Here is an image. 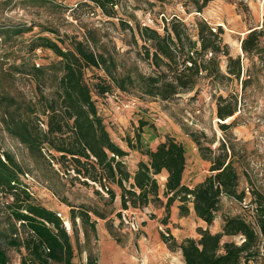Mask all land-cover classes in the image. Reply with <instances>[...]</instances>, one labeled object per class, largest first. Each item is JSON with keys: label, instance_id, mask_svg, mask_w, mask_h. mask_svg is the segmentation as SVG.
Instances as JSON below:
<instances>
[{"label": "rangeland", "instance_id": "1", "mask_svg": "<svg viewBox=\"0 0 264 264\" xmlns=\"http://www.w3.org/2000/svg\"><path fill=\"white\" fill-rule=\"evenodd\" d=\"M30 1L0 0V95L20 97L25 101L34 99L37 92L34 78L16 71L10 76L8 69L22 63L46 66L56 62L59 59L50 49L33 48L34 45L46 40L57 43L58 37L66 43L70 38L83 40L88 31L99 45L103 44L98 50L111 54L120 67L124 66L123 72L145 77L155 75L157 69L144 58V43L136 26L148 27L164 35V24L171 19L184 25L193 41L197 39L196 23H207L221 38V46H227L229 56L240 57L242 64L239 79L212 84L209 79L202 78L193 91L177 94L167 101L134 89L128 93L112 89L104 96L93 94L110 138L127 153L121 161L131 175L139 161H146V157L135 150L137 138H140L142 150L154 149L166 138L180 143L186 159L182 182L190 188L211 174L208 159L220 153V145L229 155L231 149L234 150L233 166L238 174V190L244 191V199L238 202L223 197L209 226L195 216L191 203L187 204L188 213L180 214L177 200L170 206L166 218V198L162 195L164 174L155 177L160 186L159 201L123 210L121 190L114 184H108L115 192L111 201L99 185L84 183L83 179L74 178L72 171L66 172L55 161L49 162L46 150L42 149V154L48 164L32 160L23 145L0 129V149L12 155L21 167L24 174H18L20 185L31 195V202L54 212L63 222L73 248L71 264H86L88 259L91 264H184L177 245L186 238L197 240L198 228L217 233L225 217L250 218V211L255 208L253 194L264 195V61L244 57L241 41L250 29H264V0H212L201 12L196 11L192 0H119L114 6L113 17L104 15L91 2L83 4L82 0ZM20 26L30 30L20 35L10 32ZM261 46L259 57L264 58V35ZM218 61L221 71L225 72L226 57L218 54ZM97 76L103 73L86 70L85 81L90 87L97 82ZM248 76L250 80L244 86L243 81ZM218 95L228 98L232 104L236 101V112L226 122L216 116ZM220 124L228 127L221 130ZM39 127L44 129L40 122ZM202 154L209 158L203 159ZM125 186L128 188V184ZM12 204L11 195L0 188V228L3 230L11 220L9 208ZM72 210L89 211V222L95 231L92 232L88 224H82L79 218L72 222ZM163 220H167L166 225ZM14 224L23 236L20 223ZM161 235H170L173 240L165 243ZM227 242L239 245L242 239L223 236L221 243ZM6 254L7 264H21L22 257L26 256L23 248L20 251L7 248ZM249 264H260V261Z\"/></svg>", "mask_w": 264, "mask_h": 264}, {"label": "trees", "instance_id": "2", "mask_svg": "<svg viewBox=\"0 0 264 264\" xmlns=\"http://www.w3.org/2000/svg\"><path fill=\"white\" fill-rule=\"evenodd\" d=\"M118 1L82 0L83 4L93 3L107 17H113ZM192 1L196 11L201 12L212 0ZM196 28L197 39L193 41L186 34L184 25L176 19L164 24V35L148 27L136 26L137 34L144 43V58L157 69L155 75L148 77L123 72L124 66L120 67L111 54L98 50L103 44L99 45L90 31L83 40L70 38L67 43L61 37H58L57 43L42 39L44 43L33 48L50 49L59 60L46 66L22 63L19 67L8 69L10 76L15 71L32 76L37 92L31 101L1 94L0 129L23 145L32 160L38 159L47 164L48 161H55L66 172L72 171L74 178L99 185L111 201L115 198V192L108 184H114L121 190L123 210L144 207L152 200L159 201L160 186L155 177L164 174L166 180L162 195L166 198V218L170 206L177 200L180 214H187V204L191 203L195 216L211 225L223 197L238 202L244 199L245 193L238 190V174L233 166L234 150L231 149L229 155L226 148L220 145V153L208 159L211 174L190 188L182 182L186 159L180 143L166 138L154 149L142 150L140 138H137L135 150L145 156L146 161H139L131 175L121 161L127 153L110 138L93 99V94L104 96L112 89L124 93L134 89L146 96L167 101L177 94L193 91L202 78L209 79L212 84L239 79L242 72L240 57L229 56L227 46H221V38L212 32L207 23L197 22ZM28 30L20 26L10 32L20 35ZM263 35V27L249 30L241 41L244 57H257L264 61L259 57L263 50ZM208 53L210 57L206 58ZM218 54L226 57L225 72L221 71ZM88 69L103 73V76L96 77L97 82L93 87L85 81ZM248 80L250 76L243 81L244 86ZM215 102L216 116L220 121L226 122L232 118L236 112V101L232 104L228 98L218 95ZM39 122L43 124V130ZM219 127L225 130L228 126L220 124ZM196 144L201 152L198 140ZM42 149L46 150L48 161ZM202 158L207 160L209 157L202 154ZM18 174L24 173L15 158L0 149V188L13 199L9 208L13 222L9 219L7 228H0V264L8 262L7 248L17 251L24 249L26 256L22 257L21 264H71L73 248L63 222L54 212L31 202V195L20 185ZM253 201L255 208L251 209L249 219L242 216L225 217L220 232L211 233L208 229L198 228L197 240H182L177 249L181 252L183 263L249 264L260 261V264H264V195L254 193ZM88 213L87 210H72L70 219L74 222L79 218L94 232ZM14 222L20 223L23 236H20ZM162 222L163 225L167 224V220ZM84 231L86 233L87 229L84 228ZM223 236L241 237L243 240L239 245L234 242L222 244ZM161 238L165 243L173 240L170 235H161ZM86 264H91V259Z\"/></svg>", "mask_w": 264, "mask_h": 264}, {"label": "built area", "instance_id": "3", "mask_svg": "<svg viewBox=\"0 0 264 264\" xmlns=\"http://www.w3.org/2000/svg\"><path fill=\"white\" fill-rule=\"evenodd\" d=\"M214 31V29H212ZM242 239V238H241ZM243 240V239H242ZM262 255L264 256V251H262Z\"/></svg>", "mask_w": 264, "mask_h": 264}]
</instances>
